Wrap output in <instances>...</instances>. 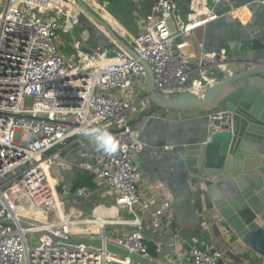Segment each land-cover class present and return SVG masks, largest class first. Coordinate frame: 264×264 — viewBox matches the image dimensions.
<instances>
[{"label":"built area","instance_id":"2783aa9c","mask_svg":"<svg viewBox=\"0 0 264 264\" xmlns=\"http://www.w3.org/2000/svg\"><path fill=\"white\" fill-rule=\"evenodd\" d=\"M55 1L0 0V264H139L109 251L107 242L154 259L143 233V216L122 221L83 218L63 207L55 167L63 150L74 142L85 144L82 129L89 126L111 130L118 151L92 160L84 150L80 169L109 183L119 205L133 212L140 205L154 228L164 227L174 235L177 261L171 264H238L214 246L185 249L187 241L168 221L172 201L167 195L153 206L143 203L135 159L147 143L127 125L137 95L134 82L143 90L148 78L143 61L149 63L155 88L163 96L190 91L202 97L207 84L230 71L224 48L199 56V74L191 77L186 48L195 29L219 18L218 6L234 11L236 1L205 2L203 10L191 11L185 22L175 0H154L144 30L133 40L137 56L116 43L87 50L78 38L71 53H63L57 42L61 23L52 12ZM259 3L264 6V0ZM65 24L68 29L69 22ZM208 121L210 137L231 128L233 112L211 113ZM86 192L84 187L76 194ZM56 201L62 211L51 208ZM116 223L135 228L119 236L107 234L106 225ZM82 226H94L100 235L88 234ZM42 231L66 240L99 237L103 247L54 241Z\"/></svg>","mask_w":264,"mask_h":264},{"label":"water","instance_id":"95a60500","mask_svg":"<svg viewBox=\"0 0 264 264\" xmlns=\"http://www.w3.org/2000/svg\"><path fill=\"white\" fill-rule=\"evenodd\" d=\"M76 1L94 21L86 27L92 48L98 46L95 44L98 39L106 42L110 36L128 50L110 23L90 10L84 0ZM251 6L253 10L258 7V11L253 28L247 32L241 30L236 21L227 23L231 16H227L224 4L218 8L219 20L208 24L219 29L215 50L219 52V48L226 46L233 56L231 60L239 64L235 70L229 67L233 74L223 72L220 80L207 84L206 94L202 97L190 91L160 96L151 67L143 61L148 74L147 94L151 97L133 107L127 125L131 129H141L148 114L179 119V122H170L152 117L148 121L141 139L147 141L148 135L156 139L147 144L146 153L152 151L158 166L163 167L174 184L183 189L181 195L189 202L188 207L196 221L201 222V215L206 212L208 221L217 219L215 221L223 223V228L239 247L247 246L264 256V30H258L264 23V6L259 0H253ZM99 25L104 26L108 36L103 34ZM204 49L206 52L214 50L208 42H205ZM130 51L137 56L134 50ZM247 63L256 65L245 68ZM225 110L233 112L231 128L226 126L209 137L205 126H208V115ZM195 129H199L197 134ZM167 144L173 147L162 151ZM72 147L79 152L80 158V153L90 145L85 140L83 146L74 142ZM81 161L82 158L78 162ZM77 168L78 163L69 171L68 181ZM6 222L11 223V220ZM39 233L51 236L54 241L103 247V240L99 237L66 240L48 231ZM105 246L139 264H165L112 242Z\"/></svg>","mask_w":264,"mask_h":264},{"label":"crops","instance_id":"0c3cea01","mask_svg":"<svg viewBox=\"0 0 264 264\" xmlns=\"http://www.w3.org/2000/svg\"><path fill=\"white\" fill-rule=\"evenodd\" d=\"M84 1L90 10H92L103 20L111 24V27L114 29V31L118 34V36H120V38L124 40V42L128 46V50L127 48L124 49L127 52L131 53L130 50H134L133 40L144 30L146 15L151 11L154 0ZM235 1L237 4V9L228 12L227 16L229 15L231 17L230 20L229 18H227V23H234L236 21L235 23H237V25H240L241 30L247 32L253 28L254 20L257 17L258 7L254 10L252 9L251 4L253 0ZM175 2L177 4L179 14L183 18V20L187 22V20H189V14L191 13V11H201L203 10L202 7L205 2H208L211 5L213 0H175ZM54 3L56 6H54ZM54 3L53 6L57 8L52 12L56 13L55 15L61 23V29L57 37V42L61 48V51L65 54H68L73 50L72 45H74L75 38H78V36H75L76 33L74 32L77 26L82 27L81 33L84 41V48L87 50L91 49L92 46L90 45L89 41L91 39V36L90 32L86 29L87 25L93 24L94 22L90 18V16L86 12L84 14L83 9L80 7L78 2H76L77 4H75L71 0H56ZM73 5H77L79 9L75 8V10L72 11ZM219 18L216 20H219ZM66 22H69L68 29L66 28ZM208 24L195 29L191 33V40L188 47L186 48L191 77L197 76L199 74V56H201L202 54L218 51H216L215 49L218 48V45H216V35L219 29L216 28L215 25L208 26ZM99 28H101V30L104 32L103 34H106L108 36V32L104 30V26L99 25ZM258 30H264V23L261 25V27H259ZM63 33H65L67 37L65 36L64 38H62ZM68 37H70V39L73 38L71 39L73 41H67ZM108 40L109 41L103 42V39H98L95 44H98L97 47H99L101 45L116 43L120 47H122L112 37L109 36ZM205 42H208L209 46L214 50L206 52L204 49ZM65 45L66 49L63 48V46ZM224 48L227 49V47L224 46L222 48H219V51ZM228 56L230 63H232L229 67L232 68V70L239 68V64H236V62L231 60L233 56L229 51ZM255 65L256 63H247V65H245V68L255 67ZM231 73L233 74V72ZM133 87L134 89L137 88V95H134L133 97V104L132 108L129 111V116L134 106L151 97L150 94H147V80L145 88L143 90H140L139 87H137V82H134ZM158 94L160 96H163L159 92ZM152 117L158 119L160 118L165 121L171 120L170 122H179V119L177 118L148 114L142 128L135 129L140 139L144 129L147 127L148 121ZM205 126L208 130L207 124H205ZM198 131L199 129H195L194 133L197 134ZM152 136L150 137L148 135L147 141H144L142 139L141 140L147 144L153 143L155 142L156 138ZM87 141L90 145V148L85 149V151L89 154L90 159L94 160L104 155V153L96 150L95 146L88 138ZM167 145L170 146V148L167 150H170L173 147L171 144ZM167 150L165 148H162V151ZM146 151L148 150H146L145 148L140 153H138L135 159L138 174L137 186L141 200L143 201V203H150L153 206L161 198H163L164 195H167V197L171 199L172 207L170 209V214L168 215V221L170 222L171 227L174 230L180 232L182 238L187 241V243L184 244L185 249H189L187 248L188 245H194L204 250L214 246L223 249L230 261H232L233 263H264V256L259 255L247 246H243L242 248L239 247L235 243V240L231 236V234L223 228V223L221 225L219 221H215L217 219H211L210 221H208L207 218H203L201 222H199L198 220L196 221L192 215V211L188 207L189 202L184 196L181 195L183 189L174 184L171 176L164 170L163 167L158 166L157 161H154V153L152 151L146 153ZM78 153L79 152H75V149L72 147V145H70L67 149L61 152L60 158L58 159L55 170L57 171V175L59 176L60 181L61 179H65L63 185L64 189L70 187L76 172L78 170H81L78 162L81 157L79 158V156L77 155ZM76 163H78V168L71 177L70 181H68L67 175ZM95 183L96 186L94 188H87V192L83 196H79L78 194H76L77 191L73 193L76 195L69 194V197L71 199H68V203L72 205L70 206V209H68L69 212H74L77 217H95L110 221H122L129 218L131 219L135 217L136 214L139 216H143V233L146 237V241L153 243V245L157 249V256L154 257L152 255L153 258L155 260L159 259L165 264H171V262L177 261V255L175 252L177 249L178 240L171 232H169L164 227L154 228L149 221L148 212L143 211L140 205L134 207L135 212L122 205H119L116 202V196L111 185L106 181L95 180ZM58 208L60 211H62L60 207ZM134 228L135 227L133 226L120 223L107 224L105 227V232L111 236H119L124 234L125 232L133 230ZM81 229L88 234L94 233L96 235H100V232L97 231V228L94 226H82Z\"/></svg>","mask_w":264,"mask_h":264},{"label":"clouds","instance_id":"9594fccd","mask_svg":"<svg viewBox=\"0 0 264 264\" xmlns=\"http://www.w3.org/2000/svg\"><path fill=\"white\" fill-rule=\"evenodd\" d=\"M82 135L88 138L99 152L111 156L118 151V142L106 127H85L82 129Z\"/></svg>","mask_w":264,"mask_h":264},{"label":"trees","instance_id":"16d2710c","mask_svg":"<svg viewBox=\"0 0 264 264\" xmlns=\"http://www.w3.org/2000/svg\"><path fill=\"white\" fill-rule=\"evenodd\" d=\"M95 186V174L93 172L87 170H78L72 180V184L70 185V192H76L78 188H94ZM59 190L63 191V185L59 186ZM146 243L149 246L151 254L156 257V247L151 242L146 241Z\"/></svg>","mask_w":264,"mask_h":264},{"label":"rangeland","instance_id":"374dc122","mask_svg":"<svg viewBox=\"0 0 264 264\" xmlns=\"http://www.w3.org/2000/svg\"><path fill=\"white\" fill-rule=\"evenodd\" d=\"M85 2V1H84ZM77 4V3H76ZM75 8H77V9H79V7L77 6V5H73V8H72V11L73 10H75ZM1 10V9H0ZM84 14H85V12H84ZM87 15V14H86ZM73 17H75V16H73ZM82 18H84V17H82ZM74 32L76 33L75 34V36H78V38L80 39V40H82L83 41V36H82V27H80V26H77L76 28H75V30H74ZM67 37V35L65 34V33H63V36H62V38H64V37ZM71 39H73V38H71ZM70 39V37H68V39H67V41H73V40H71ZM63 48L64 49H66V45L65 46H63ZM135 91H136V93H137V88L135 89ZM64 181H65V179L63 180V179H61V181H60V184L58 185V187H56L57 188V192L58 193H61V202H62V204H63V207H65L66 209H70V206H72V205H70L69 203H68V199H71L70 197H69V195H67V194H65L64 193V187H63V191H60L59 190V186L60 185H64ZM70 187H68V188H66V192H69L70 190ZM74 192H72V193H70V195L71 194H73ZM50 201H47V202H45L46 204L47 203H49ZM68 203V204H67ZM66 204H67V206H66ZM55 207H58V203H57V201L56 202H54L53 204H52V206H51V208H54L55 209ZM67 207H69V208H67ZM78 211H79V209H78Z\"/></svg>","mask_w":264,"mask_h":264}]
</instances>
